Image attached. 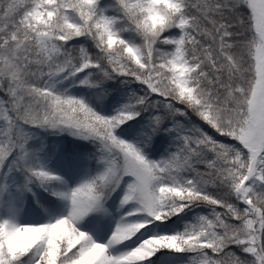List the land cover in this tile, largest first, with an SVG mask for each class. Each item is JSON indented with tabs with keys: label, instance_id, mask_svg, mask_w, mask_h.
<instances>
[{
	"label": "snow or ice",
	"instance_id": "snow-or-ice-1",
	"mask_svg": "<svg viewBox=\"0 0 264 264\" xmlns=\"http://www.w3.org/2000/svg\"><path fill=\"white\" fill-rule=\"evenodd\" d=\"M0 264H264V0H0Z\"/></svg>",
	"mask_w": 264,
	"mask_h": 264
},
{
	"label": "rangeland",
	"instance_id": "rangeland-1",
	"mask_svg": "<svg viewBox=\"0 0 264 264\" xmlns=\"http://www.w3.org/2000/svg\"><path fill=\"white\" fill-rule=\"evenodd\" d=\"M123 87V85H121ZM124 101L121 100V103ZM134 123V122H133ZM35 136L37 137L38 140L43 139L46 141L47 139V134L44 133L41 130H36ZM53 139H55L56 142H60L64 145H69V146H76L75 148L82 154L86 155L87 153H90L94 151V147L92 144L88 143L87 141L83 140H75L74 137L72 136H53ZM51 167H53L54 170L58 171L61 175L65 174V167L62 164H58L55 161L52 163ZM96 168V163L93 160L87 161L86 164L81 163L74 165L70 171V174L67 175L65 178L68 180L69 184H74L76 180L84 173L86 169H91L95 170ZM109 206L112 212V217L111 218H106L105 222L108 225L109 228L114 227L115 220L119 218L120 214L124 211L122 209H118V200H113L112 202H109ZM25 207H27V203H25ZM199 211V210H198ZM204 214V213H202ZM24 219H28V217H24ZM175 221V218L172 222ZM88 221L86 219L85 224L87 225ZM180 226H183V221H180ZM156 231H160L157 229ZM129 244L132 242L129 241Z\"/></svg>",
	"mask_w": 264,
	"mask_h": 264
},
{
	"label": "trees",
	"instance_id": "trees-1",
	"mask_svg": "<svg viewBox=\"0 0 264 264\" xmlns=\"http://www.w3.org/2000/svg\"><path fill=\"white\" fill-rule=\"evenodd\" d=\"M210 133H212V131L210 129H208ZM239 205V202H236ZM219 211L223 212L224 209H219Z\"/></svg>",
	"mask_w": 264,
	"mask_h": 264
}]
</instances>
